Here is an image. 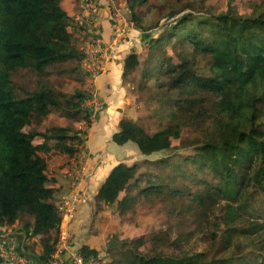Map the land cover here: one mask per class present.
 Masks as SVG:
<instances>
[{
  "label": "trees",
  "instance_id": "1",
  "mask_svg": "<svg viewBox=\"0 0 264 264\" xmlns=\"http://www.w3.org/2000/svg\"><path fill=\"white\" fill-rule=\"evenodd\" d=\"M64 1L0 0V230L17 226L28 241L38 238L40 264L54 259L62 222L49 186L51 153L73 158L83 140L71 127L39 128L53 110L88 120L92 113L90 92L68 96L51 80L55 66L75 62L72 72L81 71L86 55ZM208 1L186 0L188 12L172 10L147 25L157 5L126 0L129 21L150 38L143 60L135 52L125 58L122 78L141 71L138 90L157 130L119 122L112 141L133 143L145 158L113 168L95 199L120 215L146 200L180 201L185 213L193 208L194 224L174 240L172 226L151 237L114 236L108 264H264V15L258 5L240 13L235 0L221 10ZM173 141H186L187 151ZM193 238L205 247L196 250ZM79 252L99 256L87 246Z\"/></svg>",
  "mask_w": 264,
  "mask_h": 264
},
{
  "label": "rangeland",
  "instance_id": "2",
  "mask_svg": "<svg viewBox=\"0 0 264 264\" xmlns=\"http://www.w3.org/2000/svg\"><path fill=\"white\" fill-rule=\"evenodd\" d=\"M71 5L67 6L68 11L72 8V16L80 24V29H76L74 33L75 41L78 47L83 49L86 53L84 60L81 63V71L72 72L71 69L75 67V62L63 66H55L52 70V82L61 89L62 92L71 96L76 90H83L93 93L96 96V101L92 100L89 105L94 109L93 114L90 116L89 120L85 115H77L74 118H68L62 114L56 113L54 110L44 120L43 124L40 126V131H45L47 128L55 127H71L75 131H80L79 138L83 140L82 144L77 145L78 153L75 157H69L67 154L56 151L58 154L62 153L60 156L63 158H57L53 160L51 157L49 162V171H54L56 168V174L54 175V180L56 183L51 182L49 186L56 187V184L66 183L70 181L73 185L74 191L70 192L69 196L78 195L82 197L81 192L78 190L81 184H84L87 180V172L84 161L87 163L88 156H91V151L89 150V144L92 142L94 126L100 125L99 119L104 117V112H106L108 106L101 100L100 92L97 89L99 81L108 71L107 67L111 63L112 59H116L117 55H123L121 58V76L119 79L118 87L123 91L125 90L124 101L125 114L120 117L118 123L124 119L136 120L147 132L152 133L157 130V125L152 120L147 118L150 114L147 103V95L138 90V85L141 79V71L135 72L130 75L126 80L122 78L123 65L125 58L132 52H135L141 60H143L148 54V46L146 44L149 41L148 33L140 32L136 29L129 18L127 12L126 0H70ZM186 0H152L157 5V9L150 14L147 25L155 23L158 18L162 17L164 13H168L172 10H181V14L188 11L183 9ZM229 0H209L207 5L215 6L216 9H224ZM262 0H235L240 13H251L252 9L260 7L258 14L264 15V5ZM71 12V11H70ZM204 6H199L197 8V13H204ZM195 13V14H197ZM166 19V18H165ZM163 19L160 24H164ZM163 27L160 25L151 32L152 37H158L162 32ZM73 30V29H72ZM140 32V33H139ZM105 38L103 39V35ZM116 65V64H115ZM117 66V65H116ZM82 67L85 68L87 73L82 71ZM87 68V69H86ZM89 74V75H88ZM25 80L23 85L28 81ZM121 86H120V85ZM118 114L119 111H116ZM102 115V116H101ZM119 131L117 127L116 131L110 134V145L114 142L111 140L112 135ZM187 133L185 132L183 136L185 137ZM186 138V137H185ZM41 139H38L40 143ZM35 141V143H38ZM132 144V143H128ZM115 145V143H114ZM134 145V144H133ZM88 146V147H87ZM113 146V145H112ZM116 146V145H115ZM173 146L180 147L181 150L186 152L188 143L173 141ZM129 156L125 159L123 156L119 161H116V166L124 164L127 166L132 165L126 160H133L134 163L141 162L143 157L139 156L141 154L134 155V149L129 147ZM138 152V151H137ZM52 154V153H51ZM93 154V153H92ZM158 156H151V159H156ZM53 160V162L51 161ZM52 162V163H51ZM130 164V165H129ZM68 166L65 169L62 167ZM66 175V178L64 177ZM89 175V173H88ZM55 189V188H54ZM72 189V188H71ZM195 191V190H194ZM192 190V192H194ZM68 196V197H69ZM124 193L120 194V199H122ZM68 197L61 198V201H66ZM72 198V197H70ZM258 202H261L262 207H264V198H258ZM78 204V203H77ZM176 208L174 215L171 216L170 208ZM100 211H106L107 214H102L100 221H107L106 225H111L115 223V229H110L112 237L117 236L119 238L123 237L126 239L135 238L142 235L151 237L152 234H157L160 231H166L169 226L173 227V233H171V240H174L179 233H186L190 231L193 226L194 213L193 208L189 214L185 213L186 209L183 204L179 201H168L164 202L162 200H146L142 203L137 204L131 209H127L123 215H120L117 210L113 207H108L105 209L102 206H98ZM184 209V210H183ZM99 215V214H98ZM107 226V227H108ZM194 231V229H193ZM112 239V238H111ZM191 246L196 250L200 251L205 247V243L197 242L195 238L191 241ZM110 259L108 258L107 252L104 259H102L101 264H108Z\"/></svg>",
  "mask_w": 264,
  "mask_h": 264
},
{
  "label": "crops",
  "instance_id": "3",
  "mask_svg": "<svg viewBox=\"0 0 264 264\" xmlns=\"http://www.w3.org/2000/svg\"><path fill=\"white\" fill-rule=\"evenodd\" d=\"M71 4L72 3L70 0H65L63 2V7L66 12L71 17H73L72 8L70 10L71 12L67 9V6ZM104 38L105 34L103 35V39ZM122 56L123 55H117L116 59H112L111 63H109L107 67L108 71L104 74V76H102L99 81V85L97 86V89L100 92L99 94L101 100L106 103L108 108L103 114L104 117L99 119L100 125L94 126V136L92 137V142L89 144V150L93 154L91 153V156H88L86 163L87 180L78 188L82 194V197H80L79 203L76 204V211L72 213V218H70L69 221H62L60 228L61 233L69 237L71 250H79L82 246L90 247L91 249H94L98 252V257L101 261L106 256V250L109 246V241L112 238V234L109 233L111 232L110 229H115L116 225L115 223H112L108 226L106 225V220L100 221L102 214H107V212L100 211L98 209V204L95 197L106 178L110 175L113 168L116 167V161H119L122 156L127 159L126 157L129 156V147L134 149V155L139 153L137 147L133 145V143L125 144L123 146L116 144L115 146L114 143L112 144L113 146L110 145V134L113 131H116L117 127H119L118 121L120 120V117L126 112L124 109H122L125 107V103L122 99L125 98L126 101L128 99L124 95L126 93L125 90L122 91L118 87L121 76V64L123 62H121ZM116 111H119V113L117 114ZM38 139L41 138H37L35 141H38ZM42 142L43 140L41 139L40 143ZM57 152L52 151L50 159L51 157H53V160L57 158H63L60 156L62 153L58 154ZM139 156L143 157V159L145 158L142 155ZM53 160L51 161L53 162ZM126 161L133 164V160ZM67 167L68 166L62 167V169ZM55 174L56 168L54 171H49L48 174L51 182L54 183H56V181L53 179ZM64 177L66 178V175H64ZM71 184L70 181L69 183L67 181L66 183H61L59 185L56 184V187L50 186L56 190V204L61 200V198L68 197L72 190L74 191L73 185ZM70 197H74V195L72 194V196H69L68 199H70ZM102 207L105 209L108 208L106 205H102ZM9 247H13L14 250L16 249L18 252H25L29 255H32L35 264H40L39 261L36 260L41 254V247L38 242V238H32L31 242L28 241L25 233L19 230L17 226L3 228L0 230V248ZM69 252L65 253L63 256L62 264H71Z\"/></svg>",
  "mask_w": 264,
  "mask_h": 264
},
{
  "label": "built area",
  "instance_id": "4",
  "mask_svg": "<svg viewBox=\"0 0 264 264\" xmlns=\"http://www.w3.org/2000/svg\"><path fill=\"white\" fill-rule=\"evenodd\" d=\"M86 71L88 72V70ZM90 94H91V97L86 102V106L89 109H91L92 111L91 115H92L94 109L91 105H89V103H91L92 100L96 101V96L93 95V93L91 92ZM84 164H86V161H84ZM79 201H80V197H78V195L76 194L74 195V197L67 199L66 201H61L60 203L57 204V207L61 214L62 221L64 220L69 221L70 218H72V213L76 211V204L79 203ZM67 252H69V256H70L69 259H70L71 264H101V260L99 257L90 256L86 258L80 254L79 250H71L69 237L61 233V230H60V241L57 245V250L54 255V259L51 261L50 264H62L63 263L62 258ZM0 255L3 259L1 264H34L33 261H31L27 257L19 255L14 250L13 247L0 248Z\"/></svg>",
  "mask_w": 264,
  "mask_h": 264
}]
</instances>
